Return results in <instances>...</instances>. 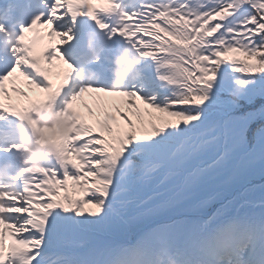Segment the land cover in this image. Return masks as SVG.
Segmentation results:
<instances>
[{
	"label": "snow or ice",
	"instance_id": "snow-or-ice-1",
	"mask_svg": "<svg viewBox=\"0 0 264 264\" xmlns=\"http://www.w3.org/2000/svg\"><path fill=\"white\" fill-rule=\"evenodd\" d=\"M99 2L0 4V264H264V0Z\"/></svg>",
	"mask_w": 264,
	"mask_h": 264
},
{
	"label": "rangeland",
	"instance_id": "rangeland-1",
	"mask_svg": "<svg viewBox=\"0 0 264 264\" xmlns=\"http://www.w3.org/2000/svg\"><path fill=\"white\" fill-rule=\"evenodd\" d=\"M99 1V0H98ZM100 4V2H99ZM100 95L98 93H92L90 96L86 95L83 100L78 102V107L80 111H82L89 122L94 123L97 118H103L105 116V110H101L100 104ZM108 106L106 111L112 112L113 114L117 115V119H119L118 114L116 113V105L119 104L121 107H125L124 100L126 98L124 97H108ZM94 105V106H93ZM83 107V108H82ZM89 107L93 110V113H89ZM143 107V104H142ZM122 123V121H121ZM75 195H81L82 193L79 191H76L74 193Z\"/></svg>",
	"mask_w": 264,
	"mask_h": 264
},
{
	"label": "trees",
	"instance_id": "trees-1",
	"mask_svg": "<svg viewBox=\"0 0 264 264\" xmlns=\"http://www.w3.org/2000/svg\"><path fill=\"white\" fill-rule=\"evenodd\" d=\"M243 103V102H241ZM262 106H264V100L261 99H256L255 103H254V107H256L257 109L261 108ZM237 115H240V113H237ZM226 180V176L224 178Z\"/></svg>",
	"mask_w": 264,
	"mask_h": 264
},
{
	"label": "bare ground",
	"instance_id": "bare-ground-1",
	"mask_svg": "<svg viewBox=\"0 0 264 264\" xmlns=\"http://www.w3.org/2000/svg\"><path fill=\"white\" fill-rule=\"evenodd\" d=\"M42 94L39 91H34L32 98H41ZM13 102H17L16 98L13 99Z\"/></svg>",
	"mask_w": 264,
	"mask_h": 264
}]
</instances>
